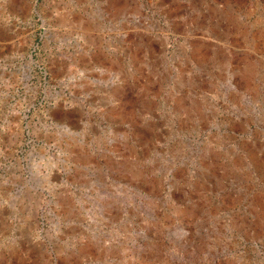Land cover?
Listing matches in <instances>:
<instances>
[{
    "label": "rangeland",
    "instance_id": "obj_1",
    "mask_svg": "<svg viewBox=\"0 0 264 264\" xmlns=\"http://www.w3.org/2000/svg\"><path fill=\"white\" fill-rule=\"evenodd\" d=\"M0 264H264V0H0Z\"/></svg>",
    "mask_w": 264,
    "mask_h": 264
}]
</instances>
